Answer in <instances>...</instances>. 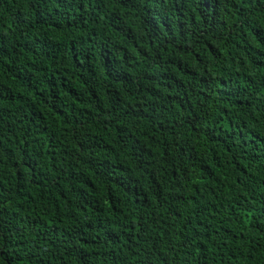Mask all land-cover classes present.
Wrapping results in <instances>:
<instances>
[{"label": "trees", "instance_id": "16d2710c", "mask_svg": "<svg viewBox=\"0 0 264 264\" xmlns=\"http://www.w3.org/2000/svg\"><path fill=\"white\" fill-rule=\"evenodd\" d=\"M0 264H264V0H0Z\"/></svg>", "mask_w": 264, "mask_h": 264}]
</instances>
